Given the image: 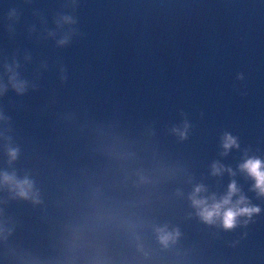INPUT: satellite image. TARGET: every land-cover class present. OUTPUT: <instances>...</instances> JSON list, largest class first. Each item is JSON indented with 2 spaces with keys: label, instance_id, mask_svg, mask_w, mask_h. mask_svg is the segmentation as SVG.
<instances>
[{
  "label": "water",
  "instance_id": "obj_1",
  "mask_svg": "<svg viewBox=\"0 0 264 264\" xmlns=\"http://www.w3.org/2000/svg\"><path fill=\"white\" fill-rule=\"evenodd\" d=\"M249 158L264 0H0V264H264ZM232 181L260 211L203 221L194 187L219 200Z\"/></svg>",
  "mask_w": 264,
  "mask_h": 264
},
{
  "label": "clouds",
  "instance_id": "obj_2",
  "mask_svg": "<svg viewBox=\"0 0 264 264\" xmlns=\"http://www.w3.org/2000/svg\"><path fill=\"white\" fill-rule=\"evenodd\" d=\"M66 41L62 40L60 43H65ZM13 80L15 77L13 76ZM13 86L17 91L23 90V84L14 83ZM188 125L185 123L184 130L173 129L177 132L181 138H184L186 135V129ZM237 146L236 138L232 135L225 133L223 137V147L225 150ZM17 150L10 149L9 155L12 159L16 158ZM241 170H244L255 180L253 188L258 192L259 195H264V162L258 158H249L244 163L240 165ZM213 174H219L222 171V166L214 163L212 165ZM229 171H231L229 169ZM4 181L14 183L15 187L18 189V194L24 197L29 195V190L32 187V182L25 178L24 180H16L14 176H10L7 173L4 174ZM205 191L203 185H196L193 189V192L190 194L189 198L192 202L193 207L197 209V215L207 223H215L217 220H220L222 226L225 229L234 228L238 221L239 217H251L253 213H258L260 209L256 206H252L248 203L247 198L243 195H240L235 202H233L232 197L234 194L239 192V189L235 181H232L228 186L227 194L221 197L219 200L213 195L211 198L202 197L199 194ZM211 199V203H209ZM247 220H244L243 223L247 224ZM159 233V239L165 245L169 240L175 238L179 235V232H168L166 227L157 229Z\"/></svg>",
  "mask_w": 264,
  "mask_h": 264
}]
</instances>
